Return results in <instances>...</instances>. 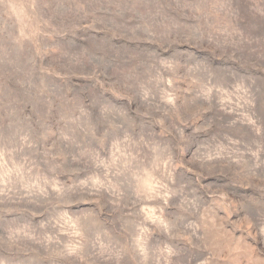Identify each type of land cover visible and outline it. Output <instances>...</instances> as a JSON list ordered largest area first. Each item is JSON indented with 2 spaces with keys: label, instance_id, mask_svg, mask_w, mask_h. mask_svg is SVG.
<instances>
[{
  "label": "rangeland",
  "instance_id": "obj_1",
  "mask_svg": "<svg viewBox=\"0 0 264 264\" xmlns=\"http://www.w3.org/2000/svg\"><path fill=\"white\" fill-rule=\"evenodd\" d=\"M0 264H264V0H0Z\"/></svg>",
  "mask_w": 264,
  "mask_h": 264
}]
</instances>
